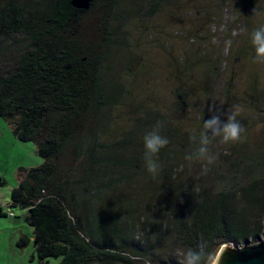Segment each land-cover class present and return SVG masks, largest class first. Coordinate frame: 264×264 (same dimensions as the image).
<instances>
[{"label": "trees", "instance_id": "16d2710c", "mask_svg": "<svg viewBox=\"0 0 264 264\" xmlns=\"http://www.w3.org/2000/svg\"><path fill=\"white\" fill-rule=\"evenodd\" d=\"M179 1L90 0L82 8L75 0H0V117L44 161L21 170L10 196V207L25 211L33 230L32 262L177 264L169 255L177 249L216 252L264 238V145L250 143V129L234 145L214 139L210 152L221 160L185 185L184 157L197 142L165 113L137 104L126 84L137 80L140 66L130 55L131 9L140 20L145 10L154 16ZM255 28L236 60L255 63ZM124 51L127 64L120 62ZM234 82L231 100L264 112L258 74L242 98ZM187 92L178 93L180 102ZM158 121L169 143L154 178L143 137Z\"/></svg>", "mask_w": 264, "mask_h": 264}, {"label": "rangeland", "instance_id": "374dc122", "mask_svg": "<svg viewBox=\"0 0 264 264\" xmlns=\"http://www.w3.org/2000/svg\"><path fill=\"white\" fill-rule=\"evenodd\" d=\"M255 2L180 0L165 6L154 16L144 13L145 10L140 14V20L135 14L136 9L132 8L134 14L130 13L129 17H134L127 26L133 47L130 55L140 60V66L136 68L137 80L128 78L126 84L133 88L136 103L145 102L160 110L182 132L191 135L193 129L198 133L203 121L214 113L224 118L228 109L238 108L243 121L248 120L243 125L244 129H250L247 133L251 136L250 143L263 146L264 112H260L263 108L256 111L260 114H255V109L246 101L231 100L227 91L233 77L235 97L242 98L254 74H258L264 86V62L250 64L243 58L236 60L250 29L264 24V0ZM88 20L95 24V15H89ZM128 58L127 51L121 53V64H127ZM186 88L188 95L183 103L179 101L178 93ZM220 160L218 154L213 165ZM43 162L35 144L19 141L12 126L0 117V179L6 182L0 189V264H37V259L32 262L35 248L33 230L25 222L27 213L12 209L10 196L19 185L21 170L39 167ZM186 165L187 169L182 171L185 185L202 173L201 162L188 161ZM2 211L7 215L2 216ZM23 240L25 245H22ZM180 250L172 251L170 257L178 258ZM52 264L57 263L53 261Z\"/></svg>", "mask_w": 264, "mask_h": 264}, {"label": "clouds", "instance_id": "9594fccd", "mask_svg": "<svg viewBox=\"0 0 264 264\" xmlns=\"http://www.w3.org/2000/svg\"><path fill=\"white\" fill-rule=\"evenodd\" d=\"M256 14V10H254ZM229 45L231 41L227 42ZM250 43L254 50L253 62H264V25L255 28L250 35ZM210 111H214L210 109ZM240 110L233 108L225 113L226 118L221 119L219 114H213L207 120L203 121L202 130L198 133L195 129L192 131L191 139L198 142L196 150L187 154L184 159L189 162H201L202 173L206 175L209 165L217 159L209 150V145L214 139L218 138L219 144L230 146L242 142L244 125L238 119ZM164 124L158 121L153 128L143 137V160L146 170L154 178L159 174L161 164L158 154L165 148L169 140L161 134ZM211 133V135H209ZM227 154V153H226ZM183 166H181L182 168ZM223 250L216 252H204L193 248L180 250L177 253V264H220Z\"/></svg>", "mask_w": 264, "mask_h": 264}, {"label": "water", "instance_id": "95a60500", "mask_svg": "<svg viewBox=\"0 0 264 264\" xmlns=\"http://www.w3.org/2000/svg\"><path fill=\"white\" fill-rule=\"evenodd\" d=\"M82 8H88L90 0H75ZM220 264H264V238L255 244H246L237 248L224 245Z\"/></svg>", "mask_w": 264, "mask_h": 264}, {"label": "built area", "instance_id": "2783aa9c", "mask_svg": "<svg viewBox=\"0 0 264 264\" xmlns=\"http://www.w3.org/2000/svg\"><path fill=\"white\" fill-rule=\"evenodd\" d=\"M14 214H11V216H13Z\"/></svg>", "mask_w": 264, "mask_h": 264}]
</instances>
